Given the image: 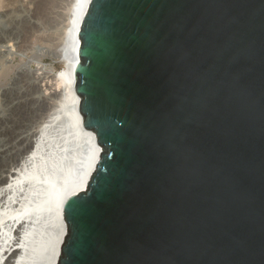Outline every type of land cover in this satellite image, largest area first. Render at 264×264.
<instances>
[{"label": "water", "instance_id": "1", "mask_svg": "<svg viewBox=\"0 0 264 264\" xmlns=\"http://www.w3.org/2000/svg\"><path fill=\"white\" fill-rule=\"evenodd\" d=\"M77 40V110L101 153L63 203L56 264H264V0H90ZM70 110L27 264L47 263L87 163Z\"/></svg>", "mask_w": 264, "mask_h": 264}, {"label": "rangeland", "instance_id": "2", "mask_svg": "<svg viewBox=\"0 0 264 264\" xmlns=\"http://www.w3.org/2000/svg\"><path fill=\"white\" fill-rule=\"evenodd\" d=\"M72 2L0 0V188L4 179L14 181L25 170L40 166L51 147L57 151L59 126L48 122L59 91L48 80L65 65L60 55L65 49ZM36 143L44 146L42 154L24 162ZM9 192L0 194V208L7 206V195H13ZM21 193L19 190L13 203L18 204ZM2 233L0 228V240ZM12 243H17V235ZM13 259L8 254L5 262Z\"/></svg>", "mask_w": 264, "mask_h": 264}, {"label": "bare ground", "instance_id": "3", "mask_svg": "<svg viewBox=\"0 0 264 264\" xmlns=\"http://www.w3.org/2000/svg\"><path fill=\"white\" fill-rule=\"evenodd\" d=\"M89 1L90 0H73L69 14L67 15V26H65V28L67 27V31H65L66 39L64 38L66 41L67 39H71L70 43L64 41V43L66 42L64 45V51L68 50V52L71 51L73 54H70L66 60H63L65 62L64 68L60 71H56L52 74L51 79L48 80L53 82L54 86L59 91L55 112L51 116V120L48 122H56L59 126V135L55 140L57 151L51 147L47 157L40 166L35 165L31 169L25 170V172L18 176L14 181L9 182L5 181V179V183L2 181L4 185L0 188V194L3 193L4 190L7 192L9 190L10 192L7 194L10 195L13 193V195L11 197L7 195V199L4 202L5 204L7 203V206L0 208V228L3 232V239L0 240V264H7L8 262H5V258L8 254L11 255V253L14 259L12 262H9V264H27L28 256L26 250L29 248V243L32 242L37 234V229L39 227L38 220L34 215V210L37 205L36 190L39 187V183L42 181L41 174L46 172V167H48V165L52 166L56 164V161L64 155L66 144L71 139L69 131L67 130L69 123L62 117V113L64 112L67 104H70V114L77 123L79 130L88 145L87 163L84 166V171H82L79 179L70 184L57 200L54 211L57 229L53 234L50 254L46 264H56L60 246L65 236L66 230L62 220L63 203L70 195L87 189L88 180L101 153V148L95 142L94 134L90 131L84 130L81 126V117L77 110L80 100L73 90L74 71L78 63V59L75 58L79 44L77 40V33ZM45 128L46 127H44V129ZM43 148L44 146L42 143H36L33 147H31V150L29 149L30 151L27 153L24 162H26L27 159L40 156L43 152ZM19 190H21L22 193L19 196L20 200L18 201V204H16L13 203V201L15 200ZM18 225L19 227H16ZM15 227L20 229L21 232H16L14 230ZM16 235L17 243H12Z\"/></svg>", "mask_w": 264, "mask_h": 264}]
</instances>
